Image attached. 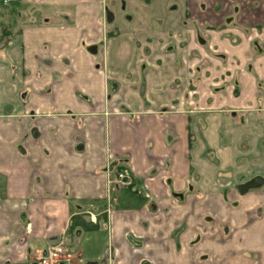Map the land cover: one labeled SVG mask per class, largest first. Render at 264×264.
Returning a JSON list of instances; mask_svg holds the SVG:
<instances>
[{
  "label": "crops",
  "instance_id": "0c3cea01",
  "mask_svg": "<svg viewBox=\"0 0 264 264\" xmlns=\"http://www.w3.org/2000/svg\"><path fill=\"white\" fill-rule=\"evenodd\" d=\"M59 242L264 264V0H0V264Z\"/></svg>",
  "mask_w": 264,
  "mask_h": 264
},
{
  "label": "built area",
  "instance_id": "2783aa9c",
  "mask_svg": "<svg viewBox=\"0 0 264 264\" xmlns=\"http://www.w3.org/2000/svg\"><path fill=\"white\" fill-rule=\"evenodd\" d=\"M116 182L124 187L130 185L129 180L124 173L116 174ZM108 183H112V179H109ZM73 257V249L59 242L47 246L43 254L36 258L34 264H68L73 260Z\"/></svg>",
  "mask_w": 264,
  "mask_h": 264
},
{
  "label": "water",
  "instance_id": "95a60500",
  "mask_svg": "<svg viewBox=\"0 0 264 264\" xmlns=\"http://www.w3.org/2000/svg\"><path fill=\"white\" fill-rule=\"evenodd\" d=\"M107 19H108V21H111L112 16H111L110 13H108V15H107ZM261 184H262V179H261L260 177H255V178H253L252 180H250V181H248V182H246V183L240 185V186L238 187V192H239L240 194H244V193H246L249 189H252V188L258 187V186H260Z\"/></svg>",
  "mask_w": 264,
  "mask_h": 264
},
{
  "label": "trees",
  "instance_id": "16d2710c",
  "mask_svg": "<svg viewBox=\"0 0 264 264\" xmlns=\"http://www.w3.org/2000/svg\"><path fill=\"white\" fill-rule=\"evenodd\" d=\"M1 32H2V31H1ZM3 35H7V34H4V33H3Z\"/></svg>",
  "mask_w": 264,
  "mask_h": 264
},
{
  "label": "flooded vegetation",
  "instance_id": "af4514ba",
  "mask_svg": "<svg viewBox=\"0 0 264 264\" xmlns=\"http://www.w3.org/2000/svg\"><path fill=\"white\" fill-rule=\"evenodd\" d=\"M4 2H6V1H4Z\"/></svg>",
  "mask_w": 264,
  "mask_h": 264
},
{
  "label": "rangeland",
  "instance_id": "374dc122",
  "mask_svg": "<svg viewBox=\"0 0 264 264\" xmlns=\"http://www.w3.org/2000/svg\"><path fill=\"white\" fill-rule=\"evenodd\" d=\"M5 36V35H4Z\"/></svg>",
  "mask_w": 264,
  "mask_h": 264
}]
</instances>
